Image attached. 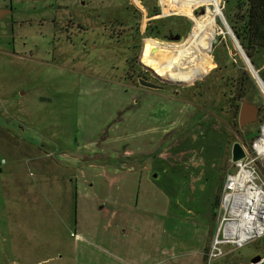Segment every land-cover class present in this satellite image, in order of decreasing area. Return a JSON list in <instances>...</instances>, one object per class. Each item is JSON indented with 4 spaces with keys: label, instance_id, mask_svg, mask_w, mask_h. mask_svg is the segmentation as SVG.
Instances as JSON below:
<instances>
[{
    "label": "rangeland",
    "instance_id": "rangeland-1",
    "mask_svg": "<svg viewBox=\"0 0 264 264\" xmlns=\"http://www.w3.org/2000/svg\"><path fill=\"white\" fill-rule=\"evenodd\" d=\"M10 2L0 20V264H208L230 144L253 155L264 134V93L224 24L233 0H220L224 20L205 0H164L163 12L157 0L0 5ZM149 22L185 41L154 40ZM137 59L180 85L151 102L123 77ZM254 64L264 83V60ZM239 83L261 109L255 122L200 108L225 107ZM45 177L77 188L72 205ZM19 224L22 240L9 231ZM230 250L209 264H264V237Z\"/></svg>",
    "mask_w": 264,
    "mask_h": 264
},
{
    "label": "built area",
    "instance_id": "built-area-1",
    "mask_svg": "<svg viewBox=\"0 0 264 264\" xmlns=\"http://www.w3.org/2000/svg\"><path fill=\"white\" fill-rule=\"evenodd\" d=\"M157 1L161 12L169 5L164 0ZM263 126L264 122L262 128ZM254 145V154L251 155L246 150V156L231 163L232 167L222 179L215 211V228L206 252L208 264L223 256L228 247L235 250L264 237V163L258 164L256 161L259 157H264Z\"/></svg>",
    "mask_w": 264,
    "mask_h": 264
},
{
    "label": "trees",
    "instance_id": "trees-1",
    "mask_svg": "<svg viewBox=\"0 0 264 264\" xmlns=\"http://www.w3.org/2000/svg\"><path fill=\"white\" fill-rule=\"evenodd\" d=\"M230 0H224V3H228ZM158 6L151 10L152 15L158 14ZM162 14V13H161ZM231 30L237 37L240 46L245 53L251 59V63L255 66L254 61L256 58L264 60L260 51L264 48V0H233V8L230 13V19L228 20ZM156 30H159L155 26ZM153 28L149 25L146 29V33L152 36ZM157 33H155L156 35ZM250 77L244 73L241 80H250ZM222 183V182H221ZM220 188L217 194L214 195L212 202L213 211L212 216L214 218L215 211L219 202Z\"/></svg>",
    "mask_w": 264,
    "mask_h": 264
},
{
    "label": "flooded vegetation",
    "instance_id": "flooded-vegetation-1",
    "mask_svg": "<svg viewBox=\"0 0 264 264\" xmlns=\"http://www.w3.org/2000/svg\"><path fill=\"white\" fill-rule=\"evenodd\" d=\"M81 4L83 5L84 2L82 1V3L78 4V6H80ZM0 7L5 8V9H10L11 13H9V14L13 15L12 13L14 12V9L12 6V2L5 4L3 6L0 5ZM62 7H69V6L68 5L57 6V8H62ZM6 15H8V14H6ZM178 17H180V16H178ZM4 18H5V15H4L3 19ZM149 25H151L150 22L146 25V29ZM164 25H166L165 22L161 23L160 27L157 25V28L159 30H156L155 26H152V28H153L152 36L153 37H159L163 40H168V42H177L179 39H175L174 36L176 34L183 35L182 33L178 32V30L172 31V30H169L168 28L165 31H162L161 29L164 28L163 27ZM155 33H157V34L155 35ZM136 67L138 69H136ZM144 67L145 66L141 65V63L139 62V59H137L135 68L132 66L131 67L127 66L125 68V73L123 74V77L130 80L131 86L133 87V89L139 90L141 93H144L145 97L149 98V100L151 102H153L155 99H157L156 95H158L159 92H161V90H163L164 88L170 87L172 85H175V86L180 85V84H174V83H166V81H162L159 76L158 77L155 76V74L150 69H147L146 67L145 68ZM142 82H150L151 84H154L157 87L153 88V87L142 84ZM243 94H244L243 88L241 86V83H239V86H237L236 90L231 89L228 92V94L223 98L225 103L227 102L226 103L227 105L225 107L221 106V104H220V106L217 109L216 105H214V107H212V106H208V105L203 104V105H200V108L205 109L204 112L209 110L210 112H213L215 114H217V112L218 113L219 112H221V113L222 112L232 113L237 118V121H238V112L240 111L241 100L244 99ZM250 103H252V102H250ZM260 111H261V109H260ZM260 111H258V114ZM207 112H206V114H207ZM230 148H231V144L229 147V154H230ZM156 176H157V174H156Z\"/></svg>",
    "mask_w": 264,
    "mask_h": 264
},
{
    "label": "water",
    "instance_id": "water-1",
    "mask_svg": "<svg viewBox=\"0 0 264 264\" xmlns=\"http://www.w3.org/2000/svg\"><path fill=\"white\" fill-rule=\"evenodd\" d=\"M9 13H11L10 9H5V8H1L0 7V20L3 19L4 15L9 14ZM224 24H225V28H228L230 30V32L233 35V38L235 39V41L237 42L239 48L242 49L237 37L235 36L234 32L231 30L230 25L227 22H225V21H224ZM174 38L175 39H179L177 41L178 43L185 41V36L184 35L176 34L174 36ZM153 39L156 40V41H160V42H168V40H163V39H161L159 37H153ZM215 41H216V39H215ZM234 53H235V51H234ZM244 55H246V57L250 60V58L248 57V55L246 53H244ZM250 62H251V60H250ZM146 68H148V67H146ZM148 69H150V68H148ZM153 73L155 74V76L158 77V75L155 72H153ZM160 78H162V77H160ZM166 82L175 83L173 81H169L168 79H166ZM176 83L180 84V82H176ZM142 84L150 86V87H153V88L157 87L156 85L151 84L150 82H142ZM258 111H260V107L259 106L255 105L253 103H250L249 101H247L245 99H242L241 100V105H240V111L238 112V123H239V125L240 126H244L248 122L249 123L255 122L257 120ZM243 145L244 144L240 140H236V141L233 142V144H231V148H230V160H231V163L239 161L240 159H242V158H244L246 156V149H245V147ZM154 176H156V173L154 174ZM260 260H261V256L260 255H256V256H254L251 259V261L248 264H255L256 262H259Z\"/></svg>",
    "mask_w": 264,
    "mask_h": 264
},
{
    "label": "bare ground",
    "instance_id": "bare-ground-1",
    "mask_svg": "<svg viewBox=\"0 0 264 264\" xmlns=\"http://www.w3.org/2000/svg\"><path fill=\"white\" fill-rule=\"evenodd\" d=\"M205 2L207 3V5H213L214 9H215L214 12L216 14H218L219 16H221L223 19V16L221 13L220 0H205ZM200 25L203 26L204 29H202V30L204 32L203 34H205V33L212 32L211 30H213V28L215 26V22L213 20H210V19L208 21H207V19H204V20L200 19ZM226 30H227V33L232 36L230 30L228 28H226ZM215 39H216V41H218V38H214L213 43L215 42ZM213 43H212V45H213ZM236 46H237L238 50L240 51V48H239L237 42H236ZM240 53H241L242 57L245 59V62L248 65L252 75L255 77L256 81L259 83V85H260V87L264 93V83L262 82L261 77L259 76L257 70L253 67L250 60L246 57V55H244V53L242 51H240ZM253 147L256 148L258 153L263 154V157H264V134L256 140L255 145Z\"/></svg>",
    "mask_w": 264,
    "mask_h": 264
},
{
    "label": "crops",
    "instance_id": "crops-1",
    "mask_svg": "<svg viewBox=\"0 0 264 264\" xmlns=\"http://www.w3.org/2000/svg\"><path fill=\"white\" fill-rule=\"evenodd\" d=\"M6 132H7V130H6ZM44 179L46 180V182H47L46 184L47 185H49V186L53 185L54 186V189L52 190V194H57L56 193L57 190H60V194H61V191H62V193L65 194L64 195L65 199L70 202V205H72L73 202L71 201V199H72V196H74V195L76 196L77 188L73 187V185H72V189L71 188L70 189L64 188L65 181L63 179H60V180H58V178L49 179V178H46V177ZM75 186H77V185H75ZM57 195H59V194H57ZM15 217L17 218V215H15ZM214 228H215V226H214ZM214 228H212L211 232H213ZM9 231L11 233H14L15 231H18L17 233H14V234L18 237V240H22L23 239V233H24L23 231H24V229H23V226L21 224H19L18 226L14 227V228L10 226ZM24 239H25V236H24ZM24 242H25V240H24ZM231 251L232 250H230V252ZM13 262H14V260H13Z\"/></svg>",
    "mask_w": 264,
    "mask_h": 264
}]
</instances>
